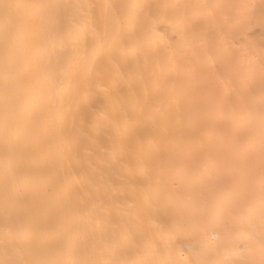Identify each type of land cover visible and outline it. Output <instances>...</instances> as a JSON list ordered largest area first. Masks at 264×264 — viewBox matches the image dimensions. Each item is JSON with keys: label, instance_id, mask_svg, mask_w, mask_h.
I'll list each match as a JSON object with an SVG mask.
<instances>
[{"label": "bare ground", "instance_id": "6f19581e", "mask_svg": "<svg viewBox=\"0 0 264 264\" xmlns=\"http://www.w3.org/2000/svg\"><path fill=\"white\" fill-rule=\"evenodd\" d=\"M0 264H264V0H0Z\"/></svg>", "mask_w": 264, "mask_h": 264}]
</instances>
